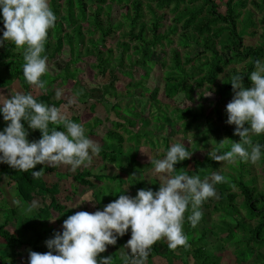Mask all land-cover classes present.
Listing matches in <instances>:
<instances>
[{
  "label": "trees",
  "instance_id": "obj_1",
  "mask_svg": "<svg viewBox=\"0 0 264 264\" xmlns=\"http://www.w3.org/2000/svg\"><path fill=\"white\" fill-rule=\"evenodd\" d=\"M223 1L110 0L109 3L108 0H49L50 7L58 19L55 28L49 30L45 52L42 55H46L49 61L61 53L65 45L72 55L78 49V59H70L65 65L66 70L62 72L63 76H65L63 82L73 80V91L79 102L85 103L90 98H97V101H101L104 104L107 112L111 113L112 110L116 112L117 121H113L106 116L104 120L95 118L94 124L89 125L90 136H95L100 132L98 127L103 126L104 122L108 123V130L104 132L99 155L105 165L117 164L119 165V170L122 169L123 172L127 170L125 167L127 163L125 164V161L122 159L126 152L124 149L125 136L136 140L137 144L140 140V136H136L133 131L135 120L143 122L142 127L146 132L141 135L142 137L145 136L148 139V137L152 136L157 140V135H160L161 132L163 133L167 126L172 128L179 122L186 123L187 126L185 127L184 124L183 126L185 127V131H189L198 121L206 120L209 126L215 124L212 119L213 113L217 116L219 122L224 120V118H228L226 110L222 112L221 105L227 99L230 101L233 99L234 93L230 84V76L234 74L243 75L245 76V85L250 86L251 81L248 75L255 70V61L259 59L264 62V0H225V5L221 7L220 4ZM86 9H90L91 11L87 19V26L93 28L90 34L98 33L100 35L98 40L92 38L89 40V47H86L84 42L83 24H75L77 11H81L83 15ZM165 9H169L170 14L173 16L172 24L166 27L164 19L168 17L167 14H159L160 10L163 11ZM63 14L75 24L70 30L66 29L64 22L60 19V16ZM117 14H121V21H117ZM257 14L260 16L258 19L256 17ZM147 17H150L149 21L146 20ZM123 27L126 29L122 33V37L125 40L122 39L121 42H118V48L123 54L122 59L127 56L133 65L141 67L144 70L142 75H139L136 70L132 73L125 72L124 76L129 81L123 87L129 95H131L133 90L145 88V81L149 78L151 70L155 64L160 63L159 61H154L156 50L159 47L164 48V43L173 44V36L178 35V44L184 52L182 53L183 50L180 51L179 46L172 48L170 51V61H163L161 63L166 68L163 76V97L166 100L177 103L178 107L172 108V105L169 103L165 104V102L157 99L160 88H156L150 93V108H144L141 111H138L133 103L121 111L119 103L113 104L105 99L106 95H113L115 98L119 97L116 88L119 75L115 71V65H112L113 50L107 46V43L114 30H120ZM251 29L252 31H250ZM259 29L261 32H259ZM4 30L2 11H0V39L3 38ZM247 35H258V44L255 46L245 45L244 40ZM74 36H78L79 40L77 41ZM51 49L54 51L53 54L51 53ZM83 50L84 55L82 54ZM105 50L107 51L106 54H104ZM132 51L133 53L131 54L130 52ZM89 56L97 62L93 67L98 68L101 74L105 75V70L110 69V82L104 86L103 91H100L102 89L100 87L91 89L90 91L89 89H85V85L77 77L78 70L70 69L71 65H76L84 57ZM23 63V49L17 50L11 42H5L4 46L0 47V90L12 87L13 84H18V91L36 94V89L38 88L29 85L23 76ZM119 64L122 65L123 61L120 60ZM239 64L244 65L241 71L231 67V65ZM227 69L229 70L227 72L228 75L225 74L221 84L217 85L219 77ZM45 78L46 76L41 77L43 81H47V78ZM214 87H216V90L213 89ZM79 88L81 89L79 90ZM198 89H200L201 101L206 100L204 97L206 92H212L219 99L209 114L205 113L203 105L197 108L191 106L196 101L194 94L198 92ZM97 92L100 94L96 96ZM36 97L38 102L47 103L49 106L61 107L65 104L63 99H54L52 92L42 93ZM189 103L191 105H188ZM90 109L95 110L96 104H91ZM152 109H155L156 113H153ZM197 109H200V111ZM171 111L172 114L170 115ZM145 113L148 116L143 119L142 117ZM149 114L152 115L151 119L154 122V132L149 130V126L151 125V121L148 119ZM175 116L177 117L175 118ZM80 118L79 115H75L70 119L73 122L80 123ZM22 123H24L29 133L28 138L30 141H37L42 137L39 130L33 131L28 127L27 122L22 121ZM5 127H7V122H0V131H3ZM49 127H56L57 130L61 131L64 130L62 125H50ZM223 127L227 138L239 141V137L234 135V125H224ZM216 135L220 141L223 140L219 125ZM160 140L163 141L164 145L165 143L167 144V150H169V137L164 136ZM161 141H159V144L162 143ZM253 142L260 143L262 145V153H264V135L253 136ZM205 158L201 161L193 158V161H195L193 170H189L188 160L182 161L183 171L189 175H200L202 176L201 179L208 177L211 173L208 175H204L205 173L201 174L203 170L200 164L210 166L213 172L218 169L219 163L211 160L209 156ZM118 159H122L120 163ZM134 159L138 158L134 157ZM259 162L260 164H264V155H262V159ZM142 165L139 163V167L137 168L143 169ZM149 166L148 170L144 171V173L154 169L151 163ZM175 167L179 172V164ZM231 167L237 172V175L232 174L230 175L232 178L226 179V183H220L215 186L216 190L219 191L220 199L218 202L211 201L210 203L214 211L221 210L223 215H226L228 212L229 217L235 220V223L234 221L229 222L227 218H222V215H220V222L216 225L213 224L210 234L212 235L217 230L219 235L228 234L227 237L233 239L235 234H238L240 230L244 231L248 238L246 241L238 240L237 244L246 248V254L244 255L243 252L241 255L239 252H235L238 260L236 264L247 263L254 257L258 261L256 264H264V252L262 251L264 250V188H258L255 177L246 178L251 172L250 162L237 161L236 165H231ZM59 168L60 166L48 167L47 165H37L33 170L22 172L11 168L7 164L0 163V184L3 179H7L14 186L21 199L20 205L5 208L4 218L0 223L1 262H6L5 264H20L18 258L22 256V253L19 249L25 247H29L32 251L40 253L49 251L45 242L53 238L57 231L46 232L44 229L49 220L53 219L54 213L63 214L67 210V207L59 199L64 192V181L71 180L69 186L71 194L65 196L67 202L74 203L75 197L78 195L81 187L94 191L96 189L95 182H99L100 179L109 178L116 180L120 177L119 174H105L102 171L103 168H99L100 172H94V168L87 167L84 170H78L77 168L75 173L68 171L65 173L67 176L61 178L58 176L64 175L59 174ZM128 169L132 171L131 163L128 165ZM41 170H44V175L39 179H33L32 171ZM233 186L239 188L244 198L239 207L236 205L239 195L233 191ZM140 189L150 188L142 185ZM153 191H158V189H154ZM94 196L97 200L96 202L99 203V207L103 206L101 194L98 192ZM36 200L39 201L40 206L34 208L31 214H26V210L19 211L25 204L29 206ZM48 201L49 203L47 204ZM239 208L245 210V216H241ZM96 210L99 209L97 208ZM208 217H204L203 219L206 220ZM12 222L16 223L15 232L9 230V225ZM250 222H253L254 225ZM200 223L201 221L196 227H192L187 220L186 226L191 230V238L188 237L189 247H178L172 250L168 247V243L162 239L153 245L147 264H154L152 261L154 257H162L166 264H175L178 260H182V264H188L186 258H189L191 254H194L196 257V264H212L213 258L217 257V255H203L204 259H198V257L210 243L215 241H208L207 245L201 246L199 245L202 240L200 238L199 243L193 245V237L197 236L196 229H198ZM62 231L59 232L62 233ZM185 234L188 235L189 232H185ZM203 235L205 236L206 234ZM222 239L223 235L218 238V240ZM221 247L224 248L223 242L221 243ZM8 250H11L12 257L6 256ZM106 253H101L100 256L108 257ZM25 264H29V260H26ZM113 264L118 263L113 261ZM214 264H218V262H214Z\"/></svg>",
  "mask_w": 264,
  "mask_h": 264
},
{
  "label": "clouds",
  "instance_id": "obj_2",
  "mask_svg": "<svg viewBox=\"0 0 264 264\" xmlns=\"http://www.w3.org/2000/svg\"><path fill=\"white\" fill-rule=\"evenodd\" d=\"M4 31L0 47L11 42L17 50L23 49V76L29 85L45 89L43 77L48 72V58L42 55L48 40L49 30L54 29L57 15L49 0H0ZM250 86L243 75L230 76L233 99L227 104V121L234 125V135L239 141L229 138L212 144L207 153L219 164H235L237 161L256 164L262 159V145L253 142V136L264 135V62L257 59L255 70L250 73ZM212 92L204 97H211ZM63 95L55 92L56 99ZM198 89L197 99L200 98ZM70 99L68 104H73ZM68 105L49 106L38 102L31 93H10L0 102V113L7 127L0 131V163L28 172L37 165L58 167L70 166L73 171L81 166H90L101 152V146L86 135L82 123L73 122L66 112ZM33 131L39 130L42 137L29 140L24 123ZM50 125H62L63 131ZM189 143V142H188ZM190 144V143H189ZM230 145L229 150H225ZM193 152L185 143L176 142L167 150L163 159H150L160 177L159 190H138L135 197L120 195L118 199L94 213L78 211L63 222V231L56 232L47 240L48 252L29 250V264H113V257H101L109 245H116L117 238L131 229V238L121 249L125 264H147L153 245L166 239L172 250L189 247L184 232L185 214L192 227L201 221L202 204L217 198L216 185L226 183L223 167L213 171L203 180L199 175H189L176 165L192 158ZM44 175V170L32 171L33 179ZM133 174L132 176H134ZM38 206L33 201L27 211ZM55 223L56 219L49 220Z\"/></svg>",
  "mask_w": 264,
  "mask_h": 264
},
{
  "label": "rangeland",
  "instance_id": "obj_3",
  "mask_svg": "<svg viewBox=\"0 0 264 264\" xmlns=\"http://www.w3.org/2000/svg\"><path fill=\"white\" fill-rule=\"evenodd\" d=\"M110 3V0H108ZM147 1V0H144ZM221 7H223L225 5V0L220 4ZM91 11L90 9H86L85 14L82 15L81 11H77V17H76V25L79 23L83 24L84 26V42L86 44V47H89V40L95 39L98 40L99 39V34H90V31L93 30V28H89L87 26V19L88 16L90 15ZM162 13H166L168 17H166L164 20L166 22L165 27L168 25L170 26L173 22V16L170 14V10L169 9H165V10H160L159 14ZM121 14H117V21H121ZM257 19L260 17L258 14L256 15ZM60 19L64 22V25L66 27L67 30H70L71 28H73L75 26V24H73L64 14L60 16ZM105 19V17H104ZM146 20H150V17H147ZM125 27L121 28L120 30L115 29L114 32L112 33L111 37L109 38V42L107 43V46L109 48H111L113 50V59H112V65H115L114 68H116V72L119 75L118 76V81L116 83V88L117 91L119 93V97L115 98L113 95H106L105 99L108 102H112L114 103H119L120 107H121V111H123L124 109H126L127 107H129L132 103L134 104V106L136 107V109L138 111H141L142 109H149L150 108V103H151V98H150V93L152 91H154L156 88H160V93L158 96V100L161 102H165V104L169 103L170 105H172V108L174 107H178L177 103L171 102L170 100H166L164 99V95L162 92V89L164 87V81H163V76H164V72L166 71V68L164 66L161 65V63H163V61L165 62H169L170 61V56H171V49L172 48H176L177 46H179L178 41H177V37L178 35L173 36L174 39V43L169 45L167 43H164V48L159 47L158 50H156L155 53V59L154 61H159L160 63H157L154 65L153 69L150 72V76L149 78L146 79L145 81V88L144 89H137V90H133V92L131 93V95H129L126 91H125V86L128 83V78L126 76H124L125 72L128 73H132L135 72V70L139 73V75H142V73H144V70L141 67H137L136 65H133L127 58V56L124 57V59H122V51L118 48V42H121L122 39L125 40V38L122 37V33L125 31ZM252 31V29L250 30ZM68 32V31H67ZM259 32H261V30L259 29ZM75 39L78 41L79 38L78 36H74ZM258 40H259V36H252V35H247L245 37L244 43L247 46H255L258 44ZM180 51L183 50L182 48H180ZM52 50V49H51ZM77 51L78 49L75 50V54H71L68 47L65 45V48L62 50L61 53L57 54V56L54 59L49 60L48 63V72L44 75L46 76V87L45 89L39 90L36 89V96L41 95L42 93H49L52 92L53 93V98L56 99L55 97V92L57 90H62L63 95L61 96L60 99H63L65 101L64 105H68L66 108V112L68 114V116L71 118L75 115H79L81 118L80 123H82L86 129V135L91 138L94 139L97 143H99L100 145L102 144V138L104 136V132L106 130H108V123L104 122L103 126L98 127L99 131L97 135L95 136H90V128L89 125L94 124L93 121L95 118H101L102 120L106 119V116L109 117L111 120L113 121H117L118 118L116 116V112L112 110L111 113L107 112L105 110V106L101 101H97L95 98H90L88 99L85 103L83 102H79V100H77L76 94L73 91V86H74V82L73 80H66V82H63L64 77L63 76V71H65L66 67L65 65L67 64V62L70 59H78L77 56ZM166 54H165V53ZM184 52V50L182 51V53ZM193 52H197V51H193ZM51 53L53 54L54 51L52 50ZM107 51L105 50L106 54ZM131 54L133 53L130 52ZM82 54L84 55V50L82 52ZM82 55V56H83ZM106 57V56H105ZM83 58V57H82ZM134 58V57H133ZM120 60L123 61V64L120 65L119 62ZM155 61V62H156ZM97 64V62L93 59L89 57H84V59L77 63L76 65H71L70 69L74 70L77 69L78 70V78L81 79L82 84L85 85V89H89V91L91 89H97L98 87L102 88L100 91H103V88L105 85H107L110 82V69L105 70V75L101 74V71L98 68H94L93 66ZM243 64H239V65H231V67L236 68L237 70L241 71L243 68ZM230 67V68H231ZM229 70L227 69L226 72L221 75L218 79L217 85H220L222 80L225 77V74L228 75ZM60 76V77H59ZM139 78V77H138ZM76 83V82H75ZM124 86V87H123ZM19 88L18 84H13L12 87H7L5 89H1L0 90V102L3 101V99H5L7 96L10 98V93H15ZM75 89V88H74ZM81 88H79L80 90ZM214 90H216V87L213 88ZM204 91V90H201ZM207 93V92H206ZM100 93H96L95 95H99ZM196 101L194 102L193 105H191L190 103L188 105H191L193 108H197L200 105H203V107L205 108V113L209 114L212 109L214 108L215 104L218 102V97H215V94H213L211 97H205L206 100L201 101V99H197L198 96V92L196 94H194ZM70 99H74V103L73 104H68V101ZM230 102L229 99H227L222 105H221V110L222 112H224L226 110V106L227 104ZM91 104H96V109L95 110H91L90 106ZM198 111H200V109H197ZM152 112H155V109H152ZM156 113V112H155ZM110 114V115H109ZM152 114V113H151ZM170 115L172 114V111L169 113ZM148 115L145 113L143 115V119L145 117H147ZM151 116L149 114L148 119H150L151 121V125L149 126V130L154 132V122L153 119H151ZM177 116H175L176 118ZM212 119L215 122V124L209 126L208 123H206L205 121H198L193 125V128L190 129L189 131H185V127L187 126L186 123L183 122H179L176 125H174L172 128H170L169 126H167V128L164 130V132L160 135H157L159 141H161L160 139H162L164 136L165 137H169L170 139V147L173 143L176 142H184L186 148H189V150H191L193 152L192 158L188 160V166H189V170H193L194 169V162L193 161L195 159H199V161L203 160L207 155V153L212 149V144H216V142H219V138L216 135V131L219 127L221 128V133L224 138H227V136L225 135V131H224V125L230 126L229 124L226 123L227 118H224V120H222L221 122H219V120L217 119V116L213 113L212 114ZM0 120H3V114L0 113ZM194 120V119H193ZM112 122V121H110ZM109 122V124H110ZM135 126H133V131L135 133L136 136H140V140L139 143L137 144L136 140L129 138V136H125L126 138V142L124 144V149H125V154L122 157V159L125 161L126 164V168L127 170L124 171V173L122 172V169L119 170V174H122V176L125 178V180H123L122 176L118 177V179L113 180V179H100L99 182H95V185L98 186L94 191L92 189H86L82 187V193L83 191H85L86 193L84 195H80V196H76L75 197V202H67L66 201V196L67 194H71L70 191V183L71 180L68 181H64V185H63V194L59 197L60 201L67 207V210L65 211V213L63 214H57L54 213L53 214V219H56L55 223L52 222H48L47 225L45 226L44 231L49 232V231H57L60 229L63 230L62 225L63 222L68 218V216H71L73 214H75L78 211H86V212H90V213H94L96 210L95 207V198H94V194L103 191V196H101V200L103 202H108L111 203L112 201L116 200L119 198L120 195L126 194V195H130L132 197H135L139 188H141V186L146 185L147 188H150L151 190L154 189H158L159 190V183L160 181V177L163 174H156L153 170V172H146L144 173V171H147L148 168L150 167L149 164L151 163L150 159H162V157L165 156V152H167V144L163 143V141H161L159 144L158 139L156 140V138L148 137L145 138L142 137V134H145L146 130H144V128L142 127L143 122L142 121H136L135 120ZM183 124L185 125V127L183 126ZM203 135V137H202ZM162 136V137H161ZM202 137V138H201ZM190 144H189V143ZM136 147V148H135ZM139 148V149H138ZM198 148V149H197ZM230 145H226L225 150H229ZM134 157H137L138 159H141L144 163H149V164H144L141 167L143 169L137 168L138 166V162L136 159H134ZM122 159H118V162L120 163ZM134 159V161H133ZM206 159V158H205ZM131 163V169L132 171H129L128 169V165H130ZM183 162L179 163L180 169L183 168ZM251 164V172L250 174L246 177L247 179L251 178V177H255L257 180L256 185L258 186L259 189H263L264 188V172H263V168H264V164H260V162H257L256 164ZM103 162L100 159V157H95L93 159V162L90 166H87L88 168L92 167L94 168V172H100L99 168L100 166H103ZM231 165H236L235 164H227V163H223L222 164H218V169L223 167V172L222 175H224L226 177V179H230L232 178V176L230 175H237V172L235 170L232 169ZM114 167H111V169L108 168H103L102 171L103 172H111L112 174L117 173L118 172V168L119 165L115 164L113 165ZM87 167H80L78 168V170H84ZM135 167V168H134ZM200 167H202L201 174L205 173L204 175H208L210 173H212L211 171V167L206 165V164H200ZM117 168V169H116ZM136 169V170H133ZM179 169V171H180ZM217 169V170H218ZM60 173L59 174H63L64 176H58L61 178L66 177L67 175L65 173H67L68 171L71 173H75V171H73L71 169L70 166H64L61 165L60 168ZM133 174H135L134 176H132ZM200 176V175H199ZM202 177V176H200ZM203 179V178H202ZM102 180V181H101ZM100 184H104L105 186H100ZM233 191L235 193H238V198L236 200V205H238V207L240 206V204L243 202L244 198L239 190V188L237 186H233ZM217 191V198H210L208 199L204 204H202V212H203V216L201 219V223L198 227V229H196L197 232V236L193 237V245H196L199 243V239L201 238V243H199V245L201 246H205L207 245V243H209L208 241H215L210 243L206 248L205 251L199 255L198 259H204L203 255H217V257L213 258L212 260V264H214V262H218L220 261V264H236L238 262L237 257L235 256V252H239L241 255L244 252V255L246 254V248H243L242 246H239V244H237L238 240H245L248 238L247 234H245L244 231L240 230L238 234H235L234 238L231 239L230 237H227L228 234H221L223 235V239L222 240H218L219 237H221V235L218 234L217 230L211 235L210 232L212 231L211 228L213 227V224L216 225L217 223L220 222L221 218L220 215H222V218H227L229 222L234 221L231 217H229L228 212L226 213V215L222 214L221 210L218 211H214L212 204L210 203L211 201H219V191ZM124 192V193H123ZM81 193V194H82ZM94 199V200H93ZM20 201L21 199L19 198L15 188L13 185H11L9 183V181L7 179H3V181L0 184V223L3 220V215L5 212V208L6 207H16L17 205H20ZM38 202V206H40V203L38 200H36ZM49 203V201L47 202V204ZM85 203V204H83ZM37 206V207H38ZM103 207V206H102ZM220 207V206H219ZM28 205H24L22 206L19 211L21 212L22 210H26V214H31L32 212H28L27 211ZM221 209V207H220ZM240 212H241V216H245L246 212L245 210L239 208ZM191 214V210L189 208V211L186 212L185 214V222L183 225L184 228V232H189V238L190 237V233L191 230L190 228H187L186 224H187V216ZM207 216L211 217L206 220H204L203 218ZM212 223H210V222ZM253 223V222H250ZM254 225V223H253ZM216 227V226H214ZM217 228V227H216ZM9 230L12 232H15L16 230V223L12 222L9 225ZM229 233V231H228ZM203 234H206L205 236ZM203 236V237H202ZM223 242L224 244V248L221 247V243ZM227 243V244H225ZM237 244V245H236ZM29 250L32 251L31 248L29 247H25V248H21L19 249V251L22 253V256L20 258H18V260L20 261V264H25L26 260H29ZM264 252V250H262ZM11 250L7 251L6 256L7 257H12L11 255ZM182 252V250H181ZM107 256H111L109 255V253H106ZM119 253H117V255L112 256L113 257V261L119 263L120 262V258ZM188 264H196V257L194 256V254H191V256H189V258H186ZM182 260H178L176 264H180L182 263ZM3 262L0 261V264H2ZM6 263V262H5ZM3 263V264H5ZM258 263V261L254 258H252L251 260H249L247 263H243V264H256ZM210 264V263H209Z\"/></svg>",
  "mask_w": 264,
  "mask_h": 264
},
{
  "label": "crops",
  "instance_id": "obj_4",
  "mask_svg": "<svg viewBox=\"0 0 264 264\" xmlns=\"http://www.w3.org/2000/svg\"><path fill=\"white\" fill-rule=\"evenodd\" d=\"M18 91V90H17ZM0 122L1 123H3L4 122V119L3 120H0ZM137 161H139V163H141V164H143L144 162L141 160V159H136ZM104 165L103 166H100V169L101 168H105V166H106V168H108V169H111V167H114L113 165H108V164H106L105 165V163H103ZM144 164H149V163H144ZM143 164V165H144ZM105 168V169H106ZM117 169V168H116ZM118 170V172L117 173H114V175H116V174H119V169H117ZM153 170L154 169H152V170H150L151 172H153ZM149 171V172H150ZM123 172V171H122ZM105 174H110V175H112V171L111 172H104ZM124 173V172H123ZM120 176H122V174H119ZM122 178L125 180V178L122 176ZM105 186L104 184H100V186ZM98 186H96V188H97ZM82 193V187L79 189V192H78V196H80V195H84L86 192L85 191H83V193ZM100 194H101V196H103V191H100L99 192ZM94 198H95V196H94ZM94 200V199H93ZM97 200L95 199V207H96V209L98 208L99 209V211H102L103 210V208H104V206H106L107 204H106V202H103V207L101 206V207H99V203H97L96 202ZM83 204H85V203H83ZM95 209V210H96ZM96 211H98V210H96ZM62 229H60V231H61ZM57 232H59V230H57ZM131 238V229H129L128 230V232L123 236V237H118L117 238V243H116V245H109L108 247H107V253H109V255H111V256H114V255H117V253H119L120 255H118L119 256V258H120V262L119 263H122V262H124V260H123V258H122V252H127L128 250L127 249H123V250H121L125 245H126V243H127V241L129 240ZM164 241H166V243H168L167 242V240L166 239H164ZM101 255V254H100ZM152 261H153V263L154 264H166V262H165V260L162 258V257H154L153 259H152ZM118 263V264H119ZM177 263V261L175 262V264ZM150 264V263H149ZM180 264H182V263H180Z\"/></svg>",
  "mask_w": 264,
  "mask_h": 264
},
{
  "label": "built area",
  "instance_id": "obj_5",
  "mask_svg": "<svg viewBox=\"0 0 264 264\" xmlns=\"http://www.w3.org/2000/svg\"><path fill=\"white\" fill-rule=\"evenodd\" d=\"M125 264V263H124Z\"/></svg>",
  "mask_w": 264,
  "mask_h": 264
}]
</instances>
